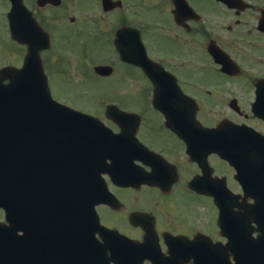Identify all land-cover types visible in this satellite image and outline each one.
<instances>
[{"label": "flooded vegetation", "instance_id": "1", "mask_svg": "<svg viewBox=\"0 0 264 264\" xmlns=\"http://www.w3.org/2000/svg\"><path fill=\"white\" fill-rule=\"evenodd\" d=\"M13 4L16 12L10 15ZM142 48L152 62V79L135 64ZM30 49L38 51L56 100L99 118L114 133L121 128L106 107L131 114L122 119L123 129L134 133L146 156L133 159L129 173L148 175L152 183L120 186L104 175L117 201L97 207L102 225L137 243L152 228L154 256L169 255L173 236L184 244L196 240L201 259L208 245L217 257L227 252L232 264L231 246L247 243L251 260V245L261 236L247 210L254 202L232 167L216 154L205 155L204 143L205 132H212L205 128L223 132L214 134L218 142L231 138L225 134L234 126L264 134L252 113L257 85L264 82V0H0L3 65L20 67ZM156 91L179 108L172 113L156 108ZM87 99L97 107L84 110ZM136 213L142 215L131 220ZM53 223L16 234L38 235L49 246L57 243V234L69 249L71 222ZM0 226H10L1 209ZM42 226L48 230L40 231ZM0 236L12 240L7 233ZM95 238L105 244L99 233ZM194 258L191 254L186 264Z\"/></svg>", "mask_w": 264, "mask_h": 264}, {"label": "water", "instance_id": "2", "mask_svg": "<svg viewBox=\"0 0 264 264\" xmlns=\"http://www.w3.org/2000/svg\"><path fill=\"white\" fill-rule=\"evenodd\" d=\"M36 57L32 51L23 69H5L0 73V208L10 224L0 226V234L7 233L14 244L4 245L0 240V254L8 252L5 246L10 249L12 260L8 264H142L145 259L152 262V255L137 254L140 248L152 247L149 234L146 243L134 245L114 231L104 232L108 259L105 246L91 237L93 232L103 229L97 226L95 206L110 203L102 174L110 175L115 184L152 183L147 175L129 173L131 161L146 156L144 150L130 138L132 131L123 129L122 134L114 135L95 119L53 101ZM141 66L149 71L145 62ZM4 80L9 83L3 84ZM161 97L156 99L160 110L172 113L179 108L173 98ZM262 104L259 100L257 109ZM257 114L264 119V109ZM114 116V120L121 117L118 113ZM235 132L231 131V136ZM220 133L223 132L216 135ZM250 136L237 133L225 147L209 141L205 144L206 154L217 152L232 164L244 186L251 180L248 179L251 174L253 181H259L264 188V137ZM62 190L76 193L61 197L58 193ZM74 205L83 211H70ZM248 211L251 214L252 210ZM138 217L132 215V220ZM58 221L71 222L67 230L73 232V244L67 250L63 236L57 234L58 241L51 246L48 239L38 235L16 234L41 222ZM55 229L59 230L57 226ZM39 230L47 231L48 227ZM173 241V247H186L183 240L181 244L177 242L179 239ZM181 251L172 249L170 257H158L156 264H185L189 256L181 255ZM205 252L206 261L201 264H228L227 252L217 257L214 248L208 245Z\"/></svg>", "mask_w": 264, "mask_h": 264}, {"label": "rangeland", "instance_id": "3", "mask_svg": "<svg viewBox=\"0 0 264 264\" xmlns=\"http://www.w3.org/2000/svg\"><path fill=\"white\" fill-rule=\"evenodd\" d=\"M7 51L9 52L8 49H7ZM65 82H66V81L63 80V79H59V80H58V83H59V84H64ZM89 100H92V99H87V101H85V104L87 105V107H86V108H83V109L88 110V109H93V108H96V107H97V105H96L95 103H94L93 105H90L91 102H90ZM73 103L76 104V105H78V106H81V105L79 104V102L76 101V100H73ZM135 105H138V103L136 102ZM146 110H148V107H146Z\"/></svg>", "mask_w": 264, "mask_h": 264}]
</instances>
